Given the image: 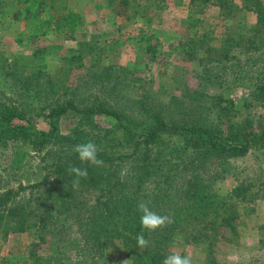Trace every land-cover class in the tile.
<instances>
[{"label": "trees", "instance_id": "1", "mask_svg": "<svg viewBox=\"0 0 264 264\" xmlns=\"http://www.w3.org/2000/svg\"><path fill=\"white\" fill-rule=\"evenodd\" d=\"M105 1L108 7L126 9L136 4L146 12L170 0ZM185 1L195 25L212 6L225 9L226 15L249 8L259 12L257 21L264 25V0ZM24 2L30 4L28 10L33 4L39 6L38 10L49 7L65 33L80 25L79 13L60 11L66 9L64 0ZM20 14L17 10L10 17L19 20ZM51 23L52 19L48 21ZM204 36L206 33L192 38V44L204 46ZM260 37L240 51L238 43L243 39L234 37L227 39L231 44L227 43L226 48H206L207 52H221L215 60L218 70L199 60L207 74L211 71L209 84L219 82V92L197 91L190 103L178 97L163 102L147 95L135 102L137 111L131 113L105 99L106 85L98 87L99 95L95 92L84 96L61 89L59 82L42 83L37 75L22 77L13 73L11 93L20 96L22 103L16 104L17 97L0 106V157L8 158L0 172L8 171L10 175L13 169H23L32 148L41 155L43 172L36 181L27 185L20 181L17 189H7L0 196L1 237L32 229L36 239L30 255L37 254L42 244L49 246L40 264H70L64 252L50 247L55 243H63L71 251L81 250L93 262L113 244L121 243L129 264H162L167 255L174 253L171 246L178 236L203 244L208 255H214L219 239L236 231L235 214L228 209L226 198L213 188L220 175L207 177V167L240 159L264 146V113L258 127L257 117L250 111L243 113L230 95L244 85V79L250 80V97L264 102V34ZM151 59H156L154 52ZM94 73L99 79L106 76L103 70ZM110 83L117 86L113 79ZM169 137H177L181 143L166 144ZM89 141L98 146L102 166L81 163L73 151L75 145ZM181 145L193 148V153L180 155ZM70 166L88 170V177L81 178L75 189ZM122 169H127L123 181ZM140 200L149 201L154 211L172 219L155 232H144L149 246L143 250L136 239L141 232L136 210Z\"/></svg>", "mask_w": 264, "mask_h": 264}, {"label": "rangeland", "instance_id": "2", "mask_svg": "<svg viewBox=\"0 0 264 264\" xmlns=\"http://www.w3.org/2000/svg\"><path fill=\"white\" fill-rule=\"evenodd\" d=\"M27 6L30 4L24 0H0V106L18 97L11 93L9 86L13 73L22 77L37 75L42 83L59 82L61 89L84 96L95 92L99 95L98 87L106 85L105 99L128 113L137 111L135 102L147 95L163 102L178 97L190 103L197 97V91L211 94L220 91L218 81L209 84L211 71L207 74L199 60L210 63L208 66L212 70H218L215 60L221 52H207V47L226 48L227 43L231 44L227 39L234 37L243 39L238 43L240 51L249 41L261 39L264 34V25L257 21L259 12L249 8H239L233 15H226L225 9L212 6L195 25L185 0H170L146 12L143 6L138 8L136 4L126 9L118 5L108 7L105 0H64L66 9H60L61 12L80 14V25L69 33L59 28L58 19L50 14L49 7H45L47 11L45 8L38 10L37 4L29 10ZM17 10H21V19L13 20L10 15ZM203 33H206L204 46L193 45L191 39ZM238 51L235 54H239ZM153 52L155 60L151 59ZM102 70L106 76L99 79L94 71ZM112 79L116 87H112ZM243 82L244 85L230 95L243 113L250 111L257 117L259 127L264 102L250 97L251 90L247 87L250 80ZM20 99L19 96L16 104ZM167 143L179 145L181 141L169 137ZM33 150H29V162L23 169H13L10 175L8 171L0 172V196L7 189H17L20 181L27 185L41 177V155ZM191 153L193 148L181 145L180 155ZM5 157H0L1 169L8 164ZM214 174L220 176L215 178L213 188L220 197L226 198L228 209L235 214L236 231L227 232L219 239L212 256L203 244L188 242L181 236L172 243V251L191 256L193 264H211V259L216 264H264V146L229 163H211L206 176ZM35 239L30 228L25 232H12L4 238L0 234V264L43 262L49 246L42 244L37 247V254L30 255ZM50 247L64 252L70 264L130 263L121 243L109 247L96 262L87 259L81 250L65 248L63 243Z\"/></svg>", "mask_w": 264, "mask_h": 264}, {"label": "clouds", "instance_id": "3", "mask_svg": "<svg viewBox=\"0 0 264 264\" xmlns=\"http://www.w3.org/2000/svg\"><path fill=\"white\" fill-rule=\"evenodd\" d=\"M73 151L78 155L81 163L90 164L92 166H102L103 160L98 158V146L94 142H87L83 144H77L74 146ZM69 173L74 175L72 180L73 188H78L80 179H86L88 177L87 168H80L77 166H70L68 169ZM127 174V169L121 170V179ZM136 210L139 213L141 232L137 235V246L143 250L149 246V241L145 239L144 232H155L161 229L167 224L172 223V219L168 215H160L152 209L150 202L146 200H140L136 204ZM127 264V261H125ZM162 264H193L191 256H182L178 253H172L167 255Z\"/></svg>", "mask_w": 264, "mask_h": 264}]
</instances>
